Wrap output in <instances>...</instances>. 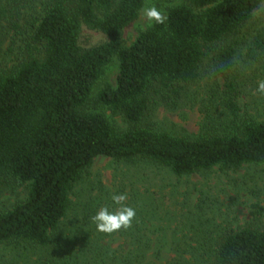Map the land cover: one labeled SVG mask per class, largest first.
<instances>
[{
  "label": "trees",
  "instance_id": "16d2710c",
  "mask_svg": "<svg viewBox=\"0 0 264 264\" xmlns=\"http://www.w3.org/2000/svg\"><path fill=\"white\" fill-rule=\"evenodd\" d=\"M145 1L48 0L30 24L17 62L0 69V177L28 186L25 200L0 211V243L49 245L74 184L98 156L149 159L178 175L264 163V119L240 116L239 91L228 78L236 48L227 41L264 0H179L169 7L165 23L153 22L126 46L124 29ZM18 17L11 25L21 34ZM84 25L108 40L83 48ZM256 46L264 49V38ZM114 56L117 84L106 86L98 101L122 114L130 123L126 129L101 112L82 109ZM206 59L227 79L229 118L195 138L140 125L153 100L151 90L156 87L162 97L171 92L176 100L200 77ZM214 257L212 264H264V228L228 230Z\"/></svg>",
  "mask_w": 264,
  "mask_h": 264
},
{
  "label": "rangeland",
  "instance_id": "374dc122",
  "mask_svg": "<svg viewBox=\"0 0 264 264\" xmlns=\"http://www.w3.org/2000/svg\"><path fill=\"white\" fill-rule=\"evenodd\" d=\"M47 1L0 0V69L17 62L30 34V24L44 13ZM179 2L146 0L138 18L124 29L122 43L131 45L149 27L144 8L155 6L167 15L169 7ZM17 15L24 29L21 34L11 25ZM261 38L264 10L258 7L241 30L227 39L236 48L228 78L239 91L240 116L257 120L264 119V96L256 91L258 82L264 80V49L256 46ZM107 40L102 31L84 25L79 43L90 48ZM118 72L119 59L114 56L82 109L101 112L115 127L126 129L130 123L123 115L98 101L106 86H116ZM226 84V77L206 59L200 77L186 84L176 100L171 92L162 97L154 87L150 109L140 125L151 124L190 138L212 131L230 116ZM121 193H127L125 204L136 210L132 227L112 234L98 232L91 217L104 206L114 211L118 206L111 196ZM27 194V183L0 177V211L25 200ZM70 199L69 209L53 231L49 245L0 243V264H212L228 230L264 228V163H246L236 169L216 165L178 175L149 159L98 156L74 184Z\"/></svg>",
  "mask_w": 264,
  "mask_h": 264
},
{
  "label": "clouds",
  "instance_id": "9594fccd",
  "mask_svg": "<svg viewBox=\"0 0 264 264\" xmlns=\"http://www.w3.org/2000/svg\"><path fill=\"white\" fill-rule=\"evenodd\" d=\"M264 10V2L259 5ZM144 18L153 24H163L167 20V15L157 7H146L143 10ZM257 93L264 96V80H260L256 89ZM112 202L118 207L114 211H109L108 206L102 207L95 215L91 217L96 226V230L105 234H112L121 229L127 230L132 227L133 220L136 217V210L125 204L127 193L114 194L111 196Z\"/></svg>",
  "mask_w": 264,
  "mask_h": 264
}]
</instances>
